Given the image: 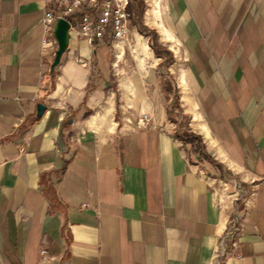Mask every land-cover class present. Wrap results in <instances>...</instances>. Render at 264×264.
Here are the masks:
<instances>
[{
    "label": "crops",
    "instance_id": "0c3cea01",
    "mask_svg": "<svg viewBox=\"0 0 264 264\" xmlns=\"http://www.w3.org/2000/svg\"><path fill=\"white\" fill-rule=\"evenodd\" d=\"M44 11L0 0V264H211L251 193L242 257L224 264H264V0H154L158 53L131 23L127 104L150 108L144 83L166 50L181 93L171 104L175 86L152 76L161 101L147 128L117 119L110 68L122 72L124 40L70 31L52 71Z\"/></svg>",
    "mask_w": 264,
    "mask_h": 264
},
{
    "label": "built area",
    "instance_id": "2783aa9c",
    "mask_svg": "<svg viewBox=\"0 0 264 264\" xmlns=\"http://www.w3.org/2000/svg\"><path fill=\"white\" fill-rule=\"evenodd\" d=\"M131 0H44L43 14V52H55L58 43L55 38V25L59 18L68 19L71 31L79 33L89 45L96 40L112 36L115 42L125 40L131 32ZM81 12L80 20L69 19L72 14ZM153 120L147 114L137 121L140 128H147ZM254 193L245 201L244 208L229 218L211 264H224L229 258H241V238L244 234V217L251 207ZM46 250L43 251V254Z\"/></svg>",
    "mask_w": 264,
    "mask_h": 264
},
{
    "label": "rangeland",
    "instance_id": "374dc122",
    "mask_svg": "<svg viewBox=\"0 0 264 264\" xmlns=\"http://www.w3.org/2000/svg\"><path fill=\"white\" fill-rule=\"evenodd\" d=\"M153 6H154V0H149L148 2L144 0L143 1L140 0V1H136L135 3H133V7H132V10L135 11V17L132 20H130V25L131 23H134L135 21L138 23V29H139L138 32L141 33L144 38V39L139 38V40L142 44L144 43L145 53H149L150 51L148 44L152 48L153 46H163L161 36L159 32L157 31V29L154 28L153 26L149 27V25L145 24L147 21L146 11L148 10V8H152ZM76 15H77L76 13L72 14L71 16H69V19L75 22L76 20H78L76 19L77 18ZM132 29L133 28H131L129 37L124 40L126 52H125V59L121 63L122 72H117L115 66L112 65L110 68V74H111L110 77L113 80L111 83L114 84L117 88H119L117 99H118V105L120 106L119 107L120 109H119L117 119L119 120L120 117L130 115L133 121L137 123L138 119L145 116V114L151 117L150 114L147 113V112H150L151 107L156 108L160 106L161 98L155 95L154 96L151 95L153 94L154 89H155V86L153 83H156V80L152 79V76L154 78L155 76H161V81L163 83L162 85L164 88L169 89L175 86L177 98L174 97L171 104L176 102L177 100L179 102L181 101V93H180V88L178 87V81L175 77V73H171V71L167 68L169 67V65L171 66V60L173 56H171L170 53L166 50L164 52L166 53L165 65L162 66L161 68L159 66L158 68H152V69L150 68L151 74L147 77L146 82L144 83L146 100L150 103V108L147 111H143L142 103H140L138 107L134 105L130 106L127 104V97L124 96V92L120 85V81H121V78L132 76L134 73L138 71L137 60L135 59L134 52H133V45L135 44V39H136L134 35V31L136 30H132ZM146 41L148 42V44ZM146 46H148V48ZM157 50L159 52L161 51L159 49ZM109 53L112 56L113 61H114L115 48L112 45L109 48ZM105 70L106 72L109 71L108 66L105 68ZM129 97H133V96L129 95ZM181 122L183 125H185V127L192 129V127L189 125L190 123L189 115L188 116L184 115Z\"/></svg>",
    "mask_w": 264,
    "mask_h": 264
},
{
    "label": "water",
    "instance_id": "95a60500",
    "mask_svg": "<svg viewBox=\"0 0 264 264\" xmlns=\"http://www.w3.org/2000/svg\"><path fill=\"white\" fill-rule=\"evenodd\" d=\"M71 23L68 19L59 18L55 25V38L58 43V48L55 51V56L51 65L52 71L60 64L62 56L68 50L71 41ZM40 111L45 110V105L39 104Z\"/></svg>",
    "mask_w": 264,
    "mask_h": 264
},
{
    "label": "trees",
    "instance_id": "16d2710c",
    "mask_svg": "<svg viewBox=\"0 0 264 264\" xmlns=\"http://www.w3.org/2000/svg\"><path fill=\"white\" fill-rule=\"evenodd\" d=\"M107 38H111V36L110 35H107L106 36ZM105 37V38H106ZM105 38H103V39H105ZM98 40H96V42H97ZM95 42V43H96ZM154 48H155V51L158 53L159 51L156 49V46H154ZM199 138H201V137H199ZM187 141H193V139L191 138V136H187L186 138H185Z\"/></svg>",
    "mask_w": 264,
    "mask_h": 264
},
{
    "label": "bare ground",
    "instance_id": "6f19581e",
    "mask_svg": "<svg viewBox=\"0 0 264 264\" xmlns=\"http://www.w3.org/2000/svg\"><path fill=\"white\" fill-rule=\"evenodd\" d=\"M121 41V40H120ZM147 48H148V46H147ZM121 50H122V48H121Z\"/></svg>",
    "mask_w": 264,
    "mask_h": 264
}]
</instances>
